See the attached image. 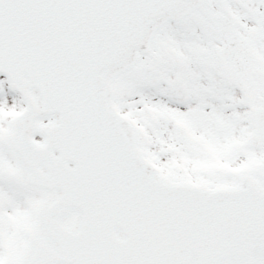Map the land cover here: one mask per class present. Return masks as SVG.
<instances>
[{"label": "snow or ice", "instance_id": "1", "mask_svg": "<svg viewBox=\"0 0 264 264\" xmlns=\"http://www.w3.org/2000/svg\"><path fill=\"white\" fill-rule=\"evenodd\" d=\"M0 264H264V0H0Z\"/></svg>", "mask_w": 264, "mask_h": 264}]
</instances>
